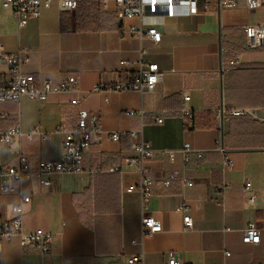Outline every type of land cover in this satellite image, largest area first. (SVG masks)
Listing matches in <instances>:
<instances>
[{
  "label": "crops",
  "instance_id": "crops-1",
  "mask_svg": "<svg viewBox=\"0 0 264 264\" xmlns=\"http://www.w3.org/2000/svg\"><path fill=\"white\" fill-rule=\"evenodd\" d=\"M256 23H264V0L255 11L247 10L243 0L219 11L214 5L205 10L198 0L195 13L178 10L162 19L160 42L153 45L130 33L135 26L146 28L145 23L117 19L111 0L106 6L101 0H80L72 12L60 11L54 1L21 28L10 10L0 8V44L8 53L25 51L24 73L53 82L71 74L78 78L73 93L54 94L44 102L22 97L0 103V132L18 125L41 133L0 145V167L17 166L20 154L31 170L39 161L58 160L63 137L58 129L73 127L81 108L99 116L103 131L84 153L85 164L97 165L100 173L56 175L48 187L23 180L13 192H0V223L12 217L20 194L27 195L24 230L40 228L52 235L46 255L21 247L17 238L1 243L0 264H126L130 257L165 264L170 253L184 264H264V47L246 49L243 31ZM237 53L240 66L229 68ZM147 63L162 72L152 92L87 94L94 85L145 70ZM6 73L0 64V76ZM72 98L80 105H70ZM185 107L194 112L191 121L180 115ZM221 108L250 113L217 120ZM140 110L163 118L161 124L143 121L142 138L154 150L143 159L133 146L137 139H110L111 132L138 129ZM184 143L202 153L190 154L186 165L178 152ZM220 146L231 169L222 167ZM171 171H184L192 186L179 180L164 186ZM143 177L152 182L145 211L162 227L150 235H142L139 190L127 191ZM247 181L256 195L252 203L242 191ZM182 202L190 208L189 230L183 229L178 211ZM251 221L259 229V243L243 244L242 230Z\"/></svg>",
  "mask_w": 264,
  "mask_h": 264
},
{
  "label": "built area",
  "instance_id": "built-area-1",
  "mask_svg": "<svg viewBox=\"0 0 264 264\" xmlns=\"http://www.w3.org/2000/svg\"><path fill=\"white\" fill-rule=\"evenodd\" d=\"M56 2L58 9L62 12L74 11L80 0H0V8L8 9L17 21L19 28L24 27L30 18L38 17L40 13L49 9L53 2ZM106 6L109 0H101ZM115 4L116 18H137L143 21L146 28L140 25L132 27L130 33L138 38H147L153 45H157L161 39V32L157 25L164 17H172L178 10L186 14L195 13L198 0H111ZM204 9L210 10L214 5L215 10L219 11L236 6L238 0H202ZM245 7L249 11H255L261 4V0H243ZM245 48L254 50L264 47V23L249 24L243 28ZM146 49L140 51V56L145 55ZM26 62L25 51L20 50L14 53L6 52L0 44V64L7 67V73L0 76V103L5 101H19L22 97L44 102L49 96L60 93H73L78 91V78L76 75H68L60 82L51 80H35L30 74L22 71V65ZM241 64V53L235 54L233 59L228 62L229 68L238 67ZM162 72L156 63H147L146 69L137 74H133L124 80H116L110 84L99 83L94 85L87 94H99L103 91L109 92H128L136 91L138 93L152 92L156 84L161 81ZM189 100L186 92L183 93V101ZM81 100L72 98L69 102L72 106H79ZM133 111H127V114H133ZM250 113L248 109H218L215 112L217 120H222L224 116H244ZM141 119V126L136 130H123L110 133L112 141H118L121 138L137 139L133 144L139 154V158H148L154 150L151 145L142 138V127L145 119H150L154 124H161L163 118L156 115H146L145 111H138ZM181 117L191 121L194 118V112L189 108H183L180 111ZM63 135L61 141L60 158L56 161H39L34 170L28 166L26 156L20 154L17 156L18 165H6L0 167V192L7 194L15 190L23 180L29 181L35 179L43 187L52 184V179L56 175L86 174L95 175L101 172L96 165H88L84 162V153L103 132L101 120L98 115L89 113L85 109L77 111V121L69 129H58ZM36 127L30 131H22L18 125H15L4 132H0V145H8L15 138L26 137L31 139L35 135H40ZM218 150L222 153V167L224 169L232 168V161L227 157L223 146ZM183 165L189 161L190 154L194 153L201 157V151L193 149L188 143H184L178 150ZM169 158L172 160L173 151H169ZM117 169H109L110 172ZM175 180H179L183 186H192V181L188 179L184 171H171L163 180L164 186H169ZM151 180L143 177L136 185L127 188L131 192L137 188L140 192L143 215L141 219L142 235H150L161 231L160 222L147 213L145 208L149 198L152 195ZM224 189H222V192ZM245 198L252 203L255 199V192L249 181L245 182L242 189ZM30 201V197L20 194L19 200L11 206L12 217L0 223V244L17 238L19 245L23 248L29 247L37 250L41 255H46L50 250L52 235L38 228L34 231H25L23 228V206ZM178 211L182 214V224L184 230L193 227V220L189 215L190 208L182 202L178 206ZM259 229L254 221L248 222L242 230L241 241L243 244L254 245L259 243ZM228 255V253H226ZM126 264H144L142 257H130ZM165 264H184L177 260L172 253L168 255Z\"/></svg>",
  "mask_w": 264,
  "mask_h": 264
},
{
  "label": "trees",
  "instance_id": "trees-1",
  "mask_svg": "<svg viewBox=\"0 0 264 264\" xmlns=\"http://www.w3.org/2000/svg\"><path fill=\"white\" fill-rule=\"evenodd\" d=\"M231 109V108H230ZM230 109H227V110H230ZM230 116V115H229ZM232 117H240V116H232Z\"/></svg>",
  "mask_w": 264,
  "mask_h": 264
}]
</instances>
